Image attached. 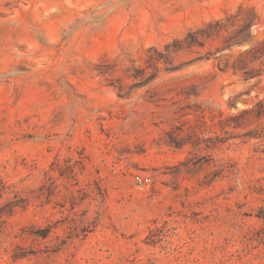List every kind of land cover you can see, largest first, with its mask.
I'll return each instance as SVG.
<instances>
[{
    "label": "rangeland",
    "instance_id": "rangeland-1",
    "mask_svg": "<svg viewBox=\"0 0 264 264\" xmlns=\"http://www.w3.org/2000/svg\"><path fill=\"white\" fill-rule=\"evenodd\" d=\"M260 217L264 0H0V264H264Z\"/></svg>",
    "mask_w": 264,
    "mask_h": 264
},
{
    "label": "trees",
    "instance_id": "trees-1",
    "mask_svg": "<svg viewBox=\"0 0 264 264\" xmlns=\"http://www.w3.org/2000/svg\"><path fill=\"white\" fill-rule=\"evenodd\" d=\"M211 29V26L208 28ZM213 36L212 33H210L207 29L199 30L195 33H189L186 36V40L184 41V44H186V49L193 48L195 46L203 47L204 41L206 39H211ZM246 41H239V44H242ZM261 219H264V217H260Z\"/></svg>",
    "mask_w": 264,
    "mask_h": 264
},
{
    "label": "built area",
    "instance_id": "built-area-1",
    "mask_svg": "<svg viewBox=\"0 0 264 264\" xmlns=\"http://www.w3.org/2000/svg\"><path fill=\"white\" fill-rule=\"evenodd\" d=\"M136 181H137L139 184H143V183H147V182H149V179H148V178L137 177V178H136Z\"/></svg>",
    "mask_w": 264,
    "mask_h": 264
}]
</instances>
